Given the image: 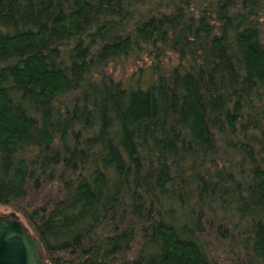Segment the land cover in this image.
I'll use <instances>...</instances> for the list:
<instances>
[{
	"label": "trees",
	"instance_id": "trees-1",
	"mask_svg": "<svg viewBox=\"0 0 264 264\" xmlns=\"http://www.w3.org/2000/svg\"><path fill=\"white\" fill-rule=\"evenodd\" d=\"M0 205L48 264H264V0H0Z\"/></svg>",
	"mask_w": 264,
	"mask_h": 264
},
{
	"label": "water",
	"instance_id": "water-1",
	"mask_svg": "<svg viewBox=\"0 0 264 264\" xmlns=\"http://www.w3.org/2000/svg\"><path fill=\"white\" fill-rule=\"evenodd\" d=\"M0 264H48L40 240L14 211H0Z\"/></svg>",
	"mask_w": 264,
	"mask_h": 264
},
{
	"label": "rangeland",
	"instance_id": "rangeland-1",
	"mask_svg": "<svg viewBox=\"0 0 264 264\" xmlns=\"http://www.w3.org/2000/svg\"><path fill=\"white\" fill-rule=\"evenodd\" d=\"M150 63H151V60L149 58H146V57H143L142 60H139L137 62L130 60L129 62L125 63V66L123 69H121V67L118 66L114 73H115L116 78L122 79L125 83L134 82L135 78H137V72H138L139 67H142L143 68V74H144V76L142 78L144 80H146V78L148 77V74L150 72V70L148 69ZM177 63H178L177 55L170 52L167 54L166 58L164 59V66H165L164 68L169 69V68L175 66ZM111 69H113L112 65H110V70ZM144 80H143V82H144ZM0 211L6 213V212L13 211V210H11V208H9V207L0 205ZM15 213L19 216V218L23 221V223L29 229L26 221L22 218V216L20 214H18L17 212H15Z\"/></svg>",
	"mask_w": 264,
	"mask_h": 264
}]
</instances>
